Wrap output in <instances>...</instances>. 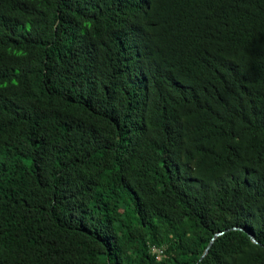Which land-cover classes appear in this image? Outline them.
I'll return each mask as SVG.
<instances>
[{
  "label": "trees",
  "instance_id": "16d2710c",
  "mask_svg": "<svg viewBox=\"0 0 264 264\" xmlns=\"http://www.w3.org/2000/svg\"><path fill=\"white\" fill-rule=\"evenodd\" d=\"M0 264H264V0H0Z\"/></svg>",
  "mask_w": 264,
  "mask_h": 264
},
{
  "label": "water",
  "instance_id": "95a60500",
  "mask_svg": "<svg viewBox=\"0 0 264 264\" xmlns=\"http://www.w3.org/2000/svg\"><path fill=\"white\" fill-rule=\"evenodd\" d=\"M234 230H237V229H240V230H243L242 228H238V227H234L233 228ZM246 233L251 237L252 241L254 243H258L256 238L249 232V231H246ZM223 234V232H220V233H217L214 238L212 239L211 243L209 244V246L207 247L206 251L204 252V254L202 255V257L200 258L199 262L200 263L201 261L204 260V258L206 257V255L208 254L209 252V249L210 247L212 246L213 242L215 241V239L218 237V236H221Z\"/></svg>",
  "mask_w": 264,
  "mask_h": 264
}]
</instances>
